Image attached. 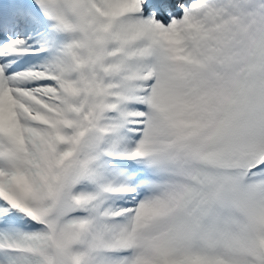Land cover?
<instances>
[{
	"label": "snow or ice",
	"instance_id": "6c2138e0",
	"mask_svg": "<svg viewBox=\"0 0 264 264\" xmlns=\"http://www.w3.org/2000/svg\"><path fill=\"white\" fill-rule=\"evenodd\" d=\"M0 264H264V0H0Z\"/></svg>",
	"mask_w": 264,
	"mask_h": 264
}]
</instances>
